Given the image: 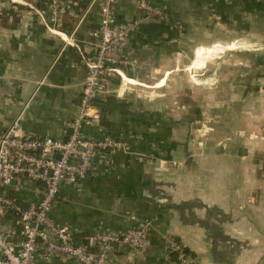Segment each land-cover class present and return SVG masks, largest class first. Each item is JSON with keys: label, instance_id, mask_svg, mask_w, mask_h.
Returning a JSON list of instances; mask_svg holds the SVG:
<instances>
[{"label": "crops", "instance_id": "0c3cea01", "mask_svg": "<svg viewBox=\"0 0 264 264\" xmlns=\"http://www.w3.org/2000/svg\"><path fill=\"white\" fill-rule=\"evenodd\" d=\"M64 1L66 12L51 26L76 45L49 31L46 0H0V129L18 119L25 136H68L101 10L96 0ZM149 2L165 17L144 19L130 34L124 55L135 61L136 71L127 70L132 84L116 74L105 77L94 101L101 116L83 128L87 136L116 137L123 149L99 153L90 175L63 183L49 215L68 225L75 241L148 224L140 249L119 247L107 264H177L171 244L194 264H264V0ZM140 15L135 0L114 6L117 24ZM180 66L184 105L176 106L171 86L167 140L139 141L133 85L163 82L160 88ZM158 71L164 75L154 85L139 82ZM194 79L196 107L186 84ZM176 109L185 114L182 122ZM176 122L184 124L182 133ZM41 187L24 179L5 193L29 203ZM3 220L18 244V217L5 209ZM33 264L78 263L39 249Z\"/></svg>", "mask_w": 264, "mask_h": 264}, {"label": "built area", "instance_id": "2783aa9c", "mask_svg": "<svg viewBox=\"0 0 264 264\" xmlns=\"http://www.w3.org/2000/svg\"><path fill=\"white\" fill-rule=\"evenodd\" d=\"M46 1L50 12L49 31L63 36L51 25L58 22L68 6L64 0ZM96 1L100 4L101 19L98 28L91 33L95 38L94 55L85 59L87 72L77 114L68 124L71 130L68 136L64 139L25 136L18 119L6 129H0V264H33L39 249L45 257L57 255L78 264H107L119 247L138 250L146 240L149 227L143 223L123 233L101 231L88 235L85 241L74 242L69 226L55 223L49 215L63 183L84 180L93 170L94 159L99 153L112 154L123 149L116 137L110 134L87 136L83 128L101 116L94 101L104 78L116 74L125 80L127 70L135 67V61L124 55L131 32L144 19L154 21L165 17L163 9L149 0H135L140 17L128 24H117L114 6L119 0ZM63 41L76 45L72 38L63 36ZM24 179L41 184L37 201L21 203L5 193L9 185L20 188ZM5 209H10L19 219L21 240L18 244L3 220ZM169 249L179 251L178 264H194L179 246L171 244Z\"/></svg>", "mask_w": 264, "mask_h": 264}, {"label": "rangeland", "instance_id": "374dc122", "mask_svg": "<svg viewBox=\"0 0 264 264\" xmlns=\"http://www.w3.org/2000/svg\"><path fill=\"white\" fill-rule=\"evenodd\" d=\"M135 68L136 66L131 70L135 72L136 71ZM164 70L166 71L167 69H164ZM149 71L153 72L152 68ZM139 72L141 74H144L147 71L144 69L143 71H139ZM201 72L198 71L197 74H200ZM182 73H183V67L180 66L178 70H175V72L170 74V78L166 79V82L160 88H157V87L163 84V82H158L159 79L157 78H159V76L161 78L164 75L162 71L155 72V74L153 73V77L149 76L145 81L139 80V82H144L151 86L154 85L156 82H158L154 85L155 87H147L143 85H133L137 87L138 89V98H139V141H143L145 139L146 141H166L167 140L168 119H171V117H174L173 115H171L173 112L168 111L169 105H172L171 101H174L173 100L174 91L171 90V86L174 85L176 87V92H177L176 93L177 95L175 98L177 101L176 106H180L181 108V106L184 105L183 96L180 93L183 91V88H184ZM173 75L174 77H177L175 80H174ZM127 76H129L128 73H127ZM195 81L196 79H194L192 82H186V84L191 83L192 85L193 107H196V105H198V98L196 95L198 94V91L200 90L199 83ZM193 107H192V110H194ZM174 115L176 117V120L179 119L178 121L180 122H182V120L185 117V114H183V112H180L178 109H176V112L174 113ZM175 124H176L177 132L182 133L184 124H181L179 122H176ZM147 135H148V138H147ZM159 148L160 150H162L161 148L163 147H159ZM159 148L156 147V150H158ZM163 150H166V148ZM164 153H166V151Z\"/></svg>", "mask_w": 264, "mask_h": 264}, {"label": "trees", "instance_id": "16d2710c", "mask_svg": "<svg viewBox=\"0 0 264 264\" xmlns=\"http://www.w3.org/2000/svg\"><path fill=\"white\" fill-rule=\"evenodd\" d=\"M155 21H157V20H155ZM87 236H85L84 238H82V240H80V241H85V238H86ZM73 241L74 242H80V241H75L74 240V238H73ZM185 254H187L188 256H189V253L188 252H185V251H183ZM178 255H179V251H172L171 252V256H173V258L176 260V262H177V264L179 263L178 262ZM190 257V256H189ZM191 258V257H190ZM192 259V258H191Z\"/></svg>", "mask_w": 264, "mask_h": 264}, {"label": "bare ground", "instance_id": "6f19581e", "mask_svg": "<svg viewBox=\"0 0 264 264\" xmlns=\"http://www.w3.org/2000/svg\"><path fill=\"white\" fill-rule=\"evenodd\" d=\"M124 77H125V80H126L129 84H132V83H130L131 80H132V78H130L129 76H126V75H124Z\"/></svg>", "mask_w": 264, "mask_h": 264}, {"label": "water", "instance_id": "95a60500", "mask_svg": "<svg viewBox=\"0 0 264 264\" xmlns=\"http://www.w3.org/2000/svg\"><path fill=\"white\" fill-rule=\"evenodd\" d=\"M71 131V130H70Z\"/></svg>", "mask_w": 264, "mask_h": 264}]
</instances>
